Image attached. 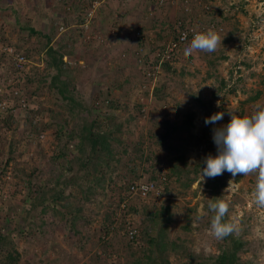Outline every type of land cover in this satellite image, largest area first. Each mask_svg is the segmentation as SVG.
<instances>
[{"label": "rangeland", "instance_id": "rangeland-1", "mask_svg": "<svg viewBox=\"0 0 264 264\" xmlns=\"http://www.w3.org/2000/svg\"><path fill=\"white\" fill-rule=\"evenodd\" d=\"M80 1L0 0V48L13 51L0 57V264H134L148 254V238L166 218L165 206L166 239L174 244L165 253L170 264H212L223 249L233 248L232 239L241 244L239 264H264V208L251 202L255 174L233 177L225 171L200 180L204 157L218 155L213 130L226 126L232 114L250 117L264 107V7L209 0L191 2L184 11L174 0L170 9L155 8L145 25L131 26L133 20L125 22L127 12L120 11L127 0ZM184 13L195 28L214 30L222 43L194 61L183 53L181 61L161 66L156 81H147L141 62L153 59L154 44L173 39L172 24L186 21ZM49 49L63 56L60 80L73 102L51 85L56 70L48 65ZM16 54L24 57L21 69ZM237 62L241 75L233 78L239 80L229 79L230 86L219 90ZM201 66L210 69L202 72ZM105 98L112 108L90 113ZM218 112L223 119L206 125ZM94 120L98 131H110L112 151L97 172L81 168L89 154L83 127ZM161 120L184 128L160 142ZM181 157L184 172L176 180L169 166ZM162 173L168 179L164 195L148 201L128 195L127 184ZM214 180L220 183L216 193ZM214 197L229 205L223 220L235 225L220 240L208 234ZM128 227L137 231L134 240Z\"/></svg>", "mask_w": 264, "mask_h": 264}, {"label": "clouds", "instance_id": "clouds-1", "mask_svg": "<svg viewBox=\"0 0 264 264\" xmlns=\"http://www.w3.org/2000/svg\"><path fill=\"white\" fill-rule=\"evenodd\" d=\"M173 25V24H172ZM222 43L220 36L212 29L194 35L185 55L193 51L214 52ZM224 113L218 112L205 119V124H215L223 119ZM213 141L217 146L218 155H209L201 169L200 180L215 178L225 171L233 177L238 174L247 176L256 174V183L251 193V202L264 208V107H260L250 117L232 114L230 122L213 130ZM209 210L215 215L211 219L208 234L217 240L234 231L233 223L222 222L228 213L229 205L223 199L208 204Z\"/></svg>", "mask_w": 264, "mask_h": 264}, {"label": "trees", "instance_id": "trees-1", "mask_svg": "<svg viewBox=\"0 0 264 264\" xmlns=\"http://www.w3.org/2000/svg\"><path fill=\"white\" fill-rule=\"evenodd\" d=\"M82 1V0H81ZM80 1V2H81ZM48 54H49V62L48 65L51 68H54L56 70V75L54 77H52V86H56L57 87V92L58 94L64 98L69 100V102H73V100L66 96L67 92V85L65 84V81H61L60 78L63 75V70L65 68V63L63 62L62 58V54L58 53L57 51L53 50V49H49L48 50ZM170 64L165 63L163 66L166 67ZM212 78V75L209 74ZM229 83H231L230 81H228L227 79H223L222 81L220 80L219 83V90L224 89L225 87H229ZM257 97H253L251 100H254ZM99 104V105H98ZM97 106H99L98 108L94 105L92 106V109L90 110V113L92 112V114L95 115H99L101 114L102 107H106V108H112L113 103L111 102V100L105 98L103 99V101H101L99 103V101L97 102ZM115 108V107H113ZM190 118V117H189ZM161 123H163L164 125V129L165 132L162 135H159V140L160 142H164L166 138L169 137V135L173 132H177V130H182V126L180 127H173L171 126L167 121L161 120ZM187 126L191 124V118L189 119V122L186 123ZM99 130V122L94 120L91 121V124L86 127H83V131H82V135L81 136V140L83 142H87L88 146H89V154L88 157L86 158L84 163H81V168L83 169H87V168H91L90 171L91 172H97V167L100 165L102 166L104 162H108L110 157H112V151H111V147H110V131L108 133H106L105 131H98ZM83 144L81 143L79 145V147L77 148V150H81L82 149ZM206 157H204V159H206ZM182 160L181 158H176L174 159V161L172 163H170L169 166V175H173L175 176L177 179L176 180H181L180 178L182 177L183 174V168L185 166L182 167L181 165L178 164L179 161ZM205 161V160H204ZM202 165H197L195 168V171L197 173V171L199 170V167ZM186 173V172H185ZM164 174V173H162ZM167 178V174H164ZM161 176V175H159ZM158 176V177H159ZM157 177V179H158ZM152 181V180H150ZM193 182V180H189L188 183L183 184L184 186L188 187L191 185V183ZM214 190L215 193L216 191V185H219L220 183H218L217 180H214ZM129 184L126 185L125 189L128 190ZM218 188V186H217ZM168 189V179L167 182L164 186V190L162 192V195H164L167 192ZM52 199H54V202H56V197H53ZM214 200L216 201V198L214 197ZM163 213L164 216H166V218L162 219V225L159 228L158 232L156 233V235L151 236L148 238V247L145 251V253H148L147 255H144L142 258L138 257L137 260H135L134 264H170L167 258L166 250L167 247L169 245L174 246V244H170L168 242V240L166 239V230L168 227V222H169V217H170V210L169 207L165 206L163 208ZM159 213H154L153 214V218H158L159 217ZM155 220V219H154ZM160 222V221H159ZM222 222L225 223L224 220H222ZM227 238V236H226ZM231 240V239H230ZM235 241L232 239L230 242V246L233 248L230 251L227 250H222L221 253L214 259L212 264H239L237 262V257H236V252L239 250V247H241V244L235 245ZM11 255H8V258H10ZM144 260V261H143ZM143 261V262H142Z\"/></svg>", "mask_w": 264, "mask_h": 264}, {"label": "built area", "instance_id": "built-area-1", "mask_svg": "<svg viewBox=\"0 0 264 264\" xmlns=\"http://www.w3.org/2000/svg\"><path fill=\"white\" fill-rule=\"evenodd\" d=\"M192 1L193 0H183L182 7L188 10L189 4H191ZM81 2L82 5L83 0ZM89 6L95 9L98 6V3L96 1H92ZM93 9L90 10L88 14L89 16L91 15V11H93ZM260 22H263V20H261ZM211 27H213V25ZM172 32L174 33L173 39L169 40L167 43L164 44L157 43L154 46L155 50L153 51L154 52L153 59H149L148 61L141 62L144 68L143 73L147 81L149 80L156 81L157 80L156 74L159 73L161 66L164 65L165 63L172 65L174 61L179 59L182 50L191 44L194 35L197 33H205L206 30L205 28L204 29L195 28L194 25L190 23V21L184 22L183 20L182 21L178 20L176 21V23L172 25ZM133 36H135L136 38L141 37L139 31H135V34ZM253 39L255 38H250V40ZM2 50L3 51H1L0 48V57L2 56V54L6 57L13 55L12 49L8 48L7 46ZM13 60L15 62V67L17 69H21L23 67L25 60L22 55L16 54ZM144 88H147V86L143 85V89ZM149 90H151L149 93L150 95L149 99H151L153 93L152 90H154L153 83H151ZM166 182H167L166 176L164 174H161V176H159L158 179L156 180L131 183L128 187L127 193L131 197H136L142 201H148L152 198L160 197L162 195ZM255 183H256V174H255L253 189L255 188ZM127 234L129 236V239L131 240H134L137 237V231L134 228L130 229V227H128Z\"/></svg>", "mask_w": 264, "mask_h": 264}, {"label": "crops", "instance_id": "crops-1", "mask_svg": "<svg viewBox=\"0 0 264 264\" xmlns=\"http://www.w3.org/2000/svg\"><path fill=\"white\" fill-rule=\"evenodd\" d=\"M181 2H183V0H180ZM179 1V2H180ZM226 1V0H225ZM256 1V6H255V10H256V8L257 7H260V9L262 8V7H264V0H228L227 2H228V4L229 5H232L233 3H235V2H241V5L243 6V7H245V8H247L248 7V9H249V7H251L252 6V2H255ZM194 4H196V5H201V3H211V1H209V0H193L192 1ZM197 3H199V4H197ZM177 4V2L176 1H174V0H127V1H125V2H123V4H120V11H124L126 14H125V16H124V20H125V22H127V20H129V22H131L132 20V22L130 23V25L132 26L133 24H138V23H142L143 22V24L145 25L148 21H150L151 20V18H152V16L154 15L153 13H155V12H153V10L155 9V8H167V9H170L171 7H174L175 5ZM181 5H182V3H181ZM183 6V5H182ZM181 6V7H182ZM192 7H195V5H193V6H191V8ZM182 9L185 11L186 9L185 8H183L182 7ZM185 14V20L186 21H190V23H193L192 22V20L191 19H188V15L189 14H187V13H184ZM255 14L256 13H254V16H255ZM184 16V15H183ZM127 18V20H126V18ZM188 19V20H187ZM183 20V19H182ZM186 21H184V22H186ZM195 21V20H194ZM215 23H216V21H215ZM214 23V24H215ZM254 24V23H253ZM143 26V25H142ZM157 26V25H156ZM215 26H217V25H215ZM219 29V28H218ZM130 30V29H129ZM219 31V30H218ZM159 32V31H158ZM219 32H221V31H219ZM162 34H164V33H162ZM248 41H250V39L248 40ZM157 44V43H156ZM156 44H154V45H156ZM154 45H153V47H154ZM142 47V46H141ZM190 47V45L189 46H187L186 48H184L183 50H182V52H181V54H180V60L179 61H181V56H182V58H183V53H185V50L187 49V48H189ZM144 48V52L147 54V55H149V52H151V51H149L148 49H147V47H146V45H144L143 47H142V49ZM199 55H201V57H203V55H202V51L201 52H199V51H193L190 55H185L184 54V58H186V56L188 57V60H187V62H189V61H194L195 60V58L196 57H199ZM208 65L211 67V65L213 64V61L212 60H208ZM238 63V65L237 66H231V67H228V69H227V73L229 74V76L228 77H225V75H224V78L225 79H227V80H229L230 79V81L232 80V84H234L233 82L234 81H238L239 79H234L233 78V76H238V75H241L240 74V70H242V67H241V65L239 64V62H237ZM252 65H253V63H251ZM202 67V72H208L209 71V69H210V67L208 68V67H205V66H201ZM238 74V75H237ZM257 99V98H256ZM255 99V100H256ZM256 101H258V100H256Z\"/></svg>", "mask_w": 264, "mask_h": 264}]
</instances>
